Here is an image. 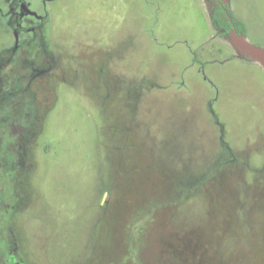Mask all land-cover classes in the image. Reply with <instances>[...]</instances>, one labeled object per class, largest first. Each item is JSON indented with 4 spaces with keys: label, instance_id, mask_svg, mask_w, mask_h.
Instances as JSON below:
<instances>
[{
    "label": "rangeland",
    "instance_id": "rangeland-1",
    "mask_svg": "<svg viewBox=\"0 0 264 264\" xmlns=\"http://www.w3.org/2000/svg\"><path fill=\"white\" fill-rule=\"evenodd\" d=\"M223 2L248 40L207 0H0V264H264V0Z\"/></svg>",
    "mask_w": 264,
    "mask_h": 264
},
{
    "label": "trees",
    "instance_id": "trees-1",
    "mask_svg": "<svg viewBox=\"0 0 264 264\" xmlns=\"http://www.w3.org/2000/svg\"><path fill=\"white\" fill-rule=\"evenodd\" d=\"M210 4V13L213 26L217 31L231 35L243 40L248 37L246 25L240 21L223 0H207Z\"/></svg>",
    "mask_w": 264,
    "mask_h": 264
},
{
    "label": "water",
    "instance_id": "water-1",
    "mask_svg": "<svg viewBox=\"0 0 264 264\" xmlns=\"http://www.w3.org/2000/svg\"><path fill=\"white\" fill-rule=\"evenodd\" d=\"M234 34V36H235V33H233ZM236 37V36H235ZM238 40H240V41H244L243 39H241V38H239V37H236ZM244 47L245 48H248V49H250L251 51H255L254 49H252V48H250L249 46H246V45H244ZM257 53V55H259L261 58H262V55L260 54V53H258V52H256ZM263 59V62H264V58H262Z\"/></svg>",
    "mask_w": 264,
    "mask_h": 264
},
{
    "label": "flooded vegetation",
    "instance_id": "flooded-vegetation-1",
    "mask_svg": "<svg viewBox=\"0 0 264 264\" xmlns=\"http://www.w3.org/2000/svg\"><path fill=\"white\" fill-rule=\"evenodd\" d=\"M7 264H18L17 262H14L13 260H10L8 262H6Z\"/></svg>",
    "mask_w": 264,
    "mask_h": 264
},
{
    "label": "crops",
    "instance_id": "crops-1",
    "mask_svg": "<svg viewBox=\"0 0 264 264\" xmlns=\"http://www.w3.org/2000/svg\"><path fill=\"white\" fill-rule=\"evenodd\" d=\"M249 35V34H248ZM247 40H248V37H247Z\"/></svg>",
    "mask_w": 264,
    "mask_h": 264
}]
</instances>
